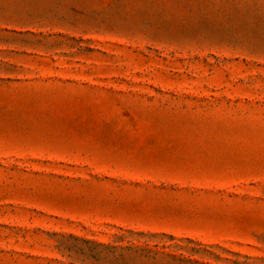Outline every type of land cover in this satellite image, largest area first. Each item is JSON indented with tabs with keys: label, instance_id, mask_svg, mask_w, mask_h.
Masks as SVG:
<instances>
[{
	"label": "rangeland",
	"instance_id": "1",
	"mask_svg": "<svg viewBox=\"0 0 264 264\" xmlns=\"http://www.w3.org/2000/svg\"><path fill=\"white\" fill-rule=\"evenodd\" d=\"M0 264H264V0H0Z\"/></svg>",
	"mask_w": 264,
	"mask_h": 264
}]
</instances>
